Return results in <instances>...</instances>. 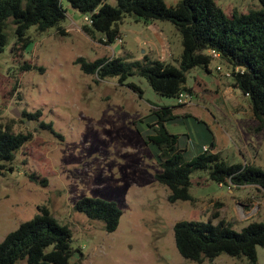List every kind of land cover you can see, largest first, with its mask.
<instances>
[{
  "label": "rangeland",
  "instance_id": "374dc122",
  "mask_svg": "<svg viewBox=\"0 0 264 264\" xmlns=\"http://www.w3.org/2000/svg\"><path fill=\"white\" fill-rule=\"evenodd\" d=\"M61 2L66 10L61 29L41 32L31 26V40L21 49L15 48L9 21L7 43L0 52V124L15 133H30L11 162H0V241L44 205L72 232L73 264H249L226 253L202 263L184 258L175 246L173 225L180 220L217 223L222 218L239 231L264 220V189L220 185L207 170L197 169L190 175L193 200L169 202L168 189L155 179L161 168L136 124L145 128L140 118L174 100L157 95L142 76L127 79L141 88L139 96L118 77L99 79L75 62L78 57L103 56L133 61L146 55L177 64L182 45L174 25L160 20L147 25L126 15L119 36L108 45L99 40L101 34L92 38L84 32L86 14L67 0ZM215 2L229 16L260 7L259 0ZM209 69L194 67L187 73L192 102L174 109L197 119L167 123V129L190 135L187 159L207 142L208 127L213 151L222 159L247 161L264 170V130H256L249 99L224 76L228 68L223 61L212 59ZM36 111V118L25 115ZM82 197L114 201L121 210L117 228L107 232L101 221L76 211ZM256 253V264H264V246H257Z\"/></svg>",
  "mask_w": 264,
  "mask_h": 264
},
{
  "label": "trees",
  "instance_id": "16d2710c",
  "mask_svg": "<svg viewBox=\"0 0 264 264\" xmlns=\"http://www.w3.org/2000/svg\"><path fill=\"white\" fill-rule=\"evenodd\" d=\"M62 0H0V52L7 43V25L14 27L15 48H25L31 38L28 29L38 31L60 28L65 18ZM79 12L89 15L91 23L82 29L90 37L102 35L99 40L111 44L120 34L119 23L129 15L145 24L156 20L169 21L176 28L182 45L177 64L144 56L142 60L127 61L124 56H103L94 60L78 57L81 70L97 78L118 77L141 96V88L128 77L146 78L151 89L160 96L172 98L174 104H161L139 119L145 123L136 130L161 168L155 179L166 186L169 202L193 200L189 192L190 175L194 170L208 171V177L229 187L246 184L264 189V170L256 165L222 159L213 151L214 140L208 127L206 141L187 159V133L170 132L166 124L177 123L191 114L177 115L173 109L179 104L175 98L180 91L191 92L186 84L187 73L194 67L210 72L212 56L209 49L219 53V59L230 70L231 85L248 99L256 130H264V0L260 7L247 12L226 15L215 0H179L166 5L165 0H116L113 6L106 0H67ZM24 68H29L28 64ZM155 105V104H154ZM29 118L40 115L25 113ZM197 119L196 117H192ZM30 138V133H15L0 124V162H11L14 153ZM12 167L10 166L9 169ZM75 210L93 221H101L107 232L114 231L121 210L114 201L98 197H82L76 201ZM38 213L21 222L0 241V264H73L70 258L76 250L72 245L70 228L60 223L48 207H38ZM216 217V216H215ZM174 242L178 252L186 259L202 263L211 261L221 253L236 258H246L249 264L257 262V246H264V220L252 221L241 230L232 228L230 222L180 220L173 225Z\"/></svg>",
  "mask_w": 264,
  "mask_h": 264
},
{
  "label": "built area",
  "instance_id": "2783aa9c",
  "mask_svg": "<svg viewBox=\"0 0 264 264\" xmlns=\"http://www.w3.org/2000/svg\"><path fill=\"white\" fill-rule=\"evenodd\" d=\"M84 20L87 22V23H91V19H90V16L89 15H86L84 17ZM119 42L121 41V39L119 38L118 40ZM208 53L212 56L213 59H217L219 58V53L217 51H215L214 49H209L208 50ZM216 68L218 70H221V67L218 65L216 66ZM224 76H227L229 77L230 76V70L227 69L223 72ZM192 98H193V94L192 92H189V91H180L176 98H175V103L176 104H179V105H185V104H190L192 102ZM207 147L206 146H203V150H206Z\"/></svg>",
  "mask_w": 264,
  "mask_h": 264
},
{
  "label": "crops",
  "instance_id": "0c3cea01",
  "mask_svg": "<svg viewBox=\"0 0 264 264\" xmlns=\"http://www.w3.org/2000/svg\"><path fill=\"white\" fill-rule=\"evenodd\" d=\"M152 23H153V22H152ZM146 24H147V25H150L151 23H146ZM108 45H109V44H108ZM230 83H231V82H230ZM234 88H235V87H234ZM222 92H223V94H224V92H225L224 89L222 90ZM249 106H250V103H249ZM175 108H176V107H175ZM175 108H174V109H175ZM174 109H173V113H174V114H177V115H180L179 113H175V112H174ZM250 110H251V107H250ZM186 114H187V113H186ZM188 114H189V113H188ZM251 114H252V111H251ZM183 115H184V114H183ZM252 116H253V114H252ZM189 139H190V138H189ZM201 145H202V149H203V146H206V147L208 148V143H207V142H203V144H201Z\"/></svg>",
  "mask_w": 264,
  "mask_h": 264
}]
</instances>
